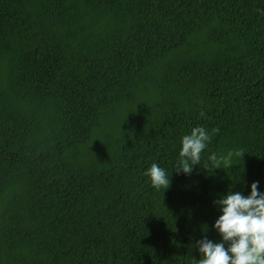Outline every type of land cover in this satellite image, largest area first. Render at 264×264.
<instances>
[{
	"label": "trees",
	"instance_id": "16d2710c",
	"mask_svg": "<svg viewBox=\"0 0 264 264\" xmlns=\"http://www.w3.org/2000/svg\"><path fill=\"white\" fill-rule=\"evenodd\" d=\"M198 125L219 131L186 174ZM256 181L264 0H0V264H196L213 202Z\"/></svg>",
	"mask_w": 264,
	"mask_h": 264
},
{
	"label": "clouds",
	"instance_id": "9594fccd",
	"mask_svg": "<svg viewBox=\"0 0 264 264\" xmlns=\"http://www.w3.org/2000/svg\"><path fill=\"white\" fill-rule=\"evenodd\" d=\"M218 131L213 128L210 132L198 125L181 137L179 171L191 173L194 166L201 164L202 154ZM244 153L242 149L213 152L208 160L214 169L230 168L233 159ZM143 174L156 189L166 190L170 185L166 169L158 163H152ZM213 203L221 213L213 225L221 239L216 242L205 237L197 241L200 259H196V264H264V191L260 190L259 181L251 184L248 195L230 190Z\"/></svg>",
	"mask_w": 264,
	"mask_h": 264
}]
</instances>
